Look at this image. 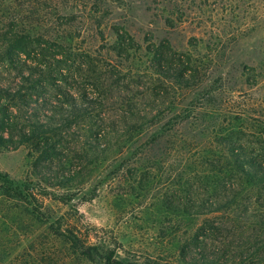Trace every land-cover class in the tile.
<instances>
[{
    "label": "rangeland",
    "instance_id": "obj_1",
    "mask_svg": "<svg viewBox=\"0 0 264 264\" xmlns=\"http://www.w3.org/2000/svg\"><path fill=\"white\" fill-rule=\"evenodd\" d=\"M8 27L55 44L50 61L70 76L60 88L92 103L52 152L17 134L0 145V264H106L72 255L67 228L112 241L113 264H206L193 238L208 221L221 225L205 234L222 264H264L241 239L264 216V192L251 193L246 171L220 180L231 141L253 156L264 141V0H0V34ZM20 83L0 70V89ZM233 194L244 216L209 212Z\"/></svg>",
    "mask_w": 264,
    "mask_h": 264
},
{
    "label": "trees",
    "instance_id": "obj_2",
    "mask_svg": "<svg viewBox=\"0 0 264 264\" xmlns=\"http://www.w3.org/2000/svg\"><path fill=\"white\" fill-rule=\"evenodd\" d=\"M54 45L48 40H44L41 36L37 37L36 34L13 27H8L7 30L0 34V70L7 72L14 70L21 81V85L17 86V88L0 89V145L2 147L16 143L14 136L17 134L19 138L18 146L23 143H32L38 146L42 143L40 141L42 139L45 141L44 145L47 148L50 142L53 141L55 145L53 147L49 146L50 152H52L55 147L62 143V139L68 131L76 125L79 126L81 122L84 124L86 119H89L91 115L90 106L87 108L86 103L92 102L89 99H87L88 101L84 99L85 103L83 102V104H79L76 101L73 102L72 99L76 97L73 96L74 94L71 90L60 88L61 86L58 84V82L69 84L68 80L70 76L62 70L61 66L56 67L54 65L57 62L61 63L59 60H55V58L53 62L50 61L53 56H60L61 53L58 51L53 55L52 50ZM49 91L52 92L51 99L46 98L49 95ZM105 99L102 98V100ZM40 100H42V108L44 109H35L33 114H30L28 110L31 108L28 107H31L33 102L38 103ZM54 100L59 101L60 104L58 106L55 105L57 106L56 108L52 107L51 116L48 119L41 120L42 116L44 117L45 107H51ZM65 104H70L69 108L64 106ZM13 108L17 109V111L13 112ZM17 112L19 113L15 114ZM25 113L32 118L29 117L27 119L26 115L22 117V114ZM22 120L27 123L23 128H20L21 123H23ZM92 125L94 126L92 129L95 130V127L98 129L97 135H101V131H104L103 127L96 122ZM5 134H9L10 136L5 137ZM100 137L106 139L103 135ZM261 139L257 143L260 148V155L256 156L248 154L245 148L244 150L246 151L240 150L241 153L238 154L234 151V142L231 141L230 145L233 146L231 156L234 160L231 159L230 162L225 164L226 172L223 178L220 179L221 182H224V180L232 181L240 176V173L246 171L247 173L244 174L246 179H250L257 186V190H250L251 193H257L262 197L261 195L264 192V160L261 157H264L262 155L264 153V141ZM56 155L57 153L55 152L51 153V156ZM246 168L250 170H245ZM4 193L9 198H22L20 194L14 193L9 189H6ZM233 195L232 200L219 204L217 208H214L216 202L208 203L210 205V208H208L209 212L211 214L221 213L222 218L228 217V220L232 217L234 219L239 217L238 213L240 212L244 216L243 210L234 205V198L236 199L240 194ZM254 197L252 195V199ZM58 200L65 201V198L58 197ZM247 209L248 207H244V211H247ZM217 225L214 221H208L207 224L198 228L193 238L194 245L198 244L205 246L204 248L207 247L208 254H202V258L206 264H222V259L227 258V255L217 256V253L213 249V244L207 239L208 237L205 234L206 231L211 233L213 230L221 227V225L220 227H217ZM250 229L252 235L241 238L245 241L244 248H247L248 253L259 254L260 251L264 250V216L259 224H251ZM65 236L69 246L68 250L71 251L72 255L91 258L94 254L101 252L104 255L106 264L115 263L114 257L117 249L112 246V241L109 239L89 244L69 228L65 230Z\"/></svg>",
    "mask_w": 264,
    "mask_h": 264
}]
</instances>
